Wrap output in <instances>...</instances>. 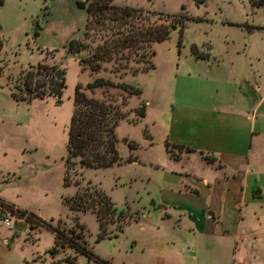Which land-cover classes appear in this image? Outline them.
<instances>
[{"label": "rangeland", "instance_id": "374dc122", "mask_svg": "<svg viewBox=\"0 0 264 264\" xmlns=\"http://www.w3.org/2000/svg\"><path fill=\"white\" fill-rule=\"evenodd\" d=\"M80 1L85 0L0 3V203L34 213L60 229L69 244H81L87 252L59 244L53 254L56 235L52 229H17L18 219L9 214L11 228L4 223V215L0 216L1 237L9 238L12 250L7 264H193L192 250L183 238H176L175 247L169 243L178 226L169 220V207L162 202L164 177L169 169L184 166L169 161L166 148L175 72L185 73L184 63L194 58V51L210 54L211 64L240 74L251 89L259 84L264 94V9L253 7L249 0H207L200 6L193 0H112L115 5L176 16L184 23L183 37L180 26L172 29L167 40L152 48L154 69L135 79L130 72L122 78L113 74L111 63H103L98 73L82 70L77 58L66 54L67 41L83 36L87 11L79 6ZM158 17L165 18L156 15L154 21ZM43 62L56 63L66 72L61 103L55 97H32L33 87L26 91L23 86L30 67ZM97 77L129 83L142 91L128 98L122 108L127 115L116 127L120 156L125 160L133 155L134 160L105 169L71 167L67 142L75 89L78 84L85 88ZM103 93L105 89L99 88L93 96L103 98ZM14 94L30 98L17 100ZM143 103L146 114L139 118L135 110ZM125 139L138 147L130 150ZM199 164L197 159L192 166L200 170ZM94 192L107 195L116 210L102 211L103 230L91 209L98 205ZM81 194L94 196L80 203L81 207L75 205L87 211L67 203ZM194 255L199 258L198 252Z\"/></svg>", "mask_w": 264, "mask_h": 264}, {"label": "crops", "instance_id": "0c3cea01", "mask_svg": "<svg viewBox=\"0 0 264 264\" xmlns=\"http://www.w3.org/2000/svg\"><path fill=\"white\" fill-rule=\"evenodd\" d=\"M209 59L194 57L175 72L166 142L169 161L184 166L163 181L162 202L178 226L169 243L183 238L193 264H264V94ZM18 221L17 229L29 227ZM8 239L0 234V264L12 255Z\"/></svg>", "mask_w": 264, "mask_h": 264}, {"label": "trees", "instance_id": "16d2710c", "mask_svg": "<svg viewBox=\"0 0 264 264\" xmlns=\"http://www.w3.org/2000/svg\"><path fill=\"white\" fill-rule=\"evenodd\" d=\"M197 6L203 5L207 0H193ZM4 0H0L3 4ZM255 8L264 9V0H249ZM79 6L87 11V19L84 26L82 39H71L64 45L66 54L77 58L82 70L88 68L94 73H98L103 63L112 64V73L122 78L128 72L137 75L147 73L154 69L153 58L155 52L152 49L157 43H161L169 38L170 32L177 26L179 28L180 38L184 34L183 20L169 14L155 13L141 8L131 6L115 5L112 0H85L80 1ZM159 15L154 21V16ZM172 18L170 23H167ZM153 19V20H152ZM35 36L39 31H35ZM99 41L95 46L92 44ZM2 47L0 40V49ZM197 59L207 60L208 55L193 52ZM39 63L36 67L31 66L30 70L23 76V86L26 91L33 87L32 97L45 99L55 97L57 103H61V98L66 88V72L59 65ZM103 88V98H96L93 93L96 89ZM119 89L117 94L109 93L108 89ZM108 91V92H107ZM89 92V93H88ZM123 93H126L124 95ZM139 87L125 82H114L110 78L97 77L86 84L83 88L80 84L76 86L74 97V113L71 120V126L68 136L67 148L69 153V162L71 167L78 164L87 169H105L114 165H120L122 162H132L133 155L123 160L118 149L119 140L116 135V127L120 120L124 119L127 112L122 108L127 106L128 98L131 95H141ZM17 100H28L30 97L24 94H14ZM135 114L143 118L146 114V106L143 103L137 107ZM130 150L138 147V144L125 139ZM169 143L166 142L167 150ZM179 149L192 151L190 148L175 146ZM177 159V156H175ZM207 162L213 163L214 159L206 158ZM68 179L65 180V185ZM98 198V205L92 206V211L97 215L101 230H103L101 213H115V208L111 199L100 192H94ZM93 195L81 194L75 195L72 199H67V203L78 211H87V207L80 210L75 205L89 202ZM10 214L17 219H24L33 230L39 226H47L52 229L56 235V246L52 253L57 252L59 244L62 247L67 244L75 247L82 253H87L85 247L69 244L60 229L53 228L39 216L32 212L22 210L18 207L9 205L5 202L0 203V216ZM3 216V218H4ZM70 264H74L73 261Z\"/></svg>", "mask_w": 264, "mask_h": 264}, {"label": "built area", "instance_id": "2783aa9c", "mask_svg": "<svg viewBox=\"0 0 264 264\" xmlns=\"http://www.w3.org/2000/svg\"><path fill=\"white\" fill-rule=\"evenodd\" d=\"M4 223L6 224L7 227H12L13 223L11 222L10 218H9V214H6L4 216Z\"/></svg>", "mask_w": 264, "mask_h": 264}]
</instances>
